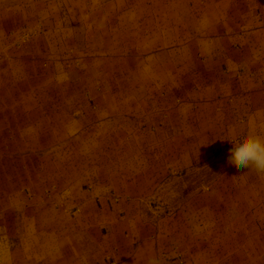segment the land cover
Listing matches in <instances>:
<instances>
[{
    "label": "rangeland",
    "instance_id": "obj_1",
    "mask_svg": "<svg viewBox=\"0 0 264 264\" xmlns=\"http://www.w3.org/2000/svg\"><path fill=\"white\" fill-rule=\"evenodd\" d=\"M262 5L180 2L174 10L181 15L190 11L188 23L197 26L198 18L203 25L213 21L208 18L215 12L248 7L264 28ZM166 8L165 0H0L2 209L7 202L21 203V196L12 194V189L28 187V200L34 206L40 204L46 219L54 215L65 221L72 210L80 214V208H86L88 192L102 186L115 203L126 197L144 199L149 205L145 217L155 224L161 221L154 227L158 232L163 220L173 214L171 203L176 207L203 194L213 203L218 173L235 167L228 162L232 143L244 137L228 130L230 118L223 114L222 126H217V119L207 115L204 134L190 131L186 142L178 138L169 145L165 141L148 145L145 140L166 139L167 132L159 129L166 124L167 113L162 112L160 120L150 125L151 110L146 106L144 112L139 105L134 109L128 101L135 88L146 99L157 96L161 84H152L151 91L149 83H133L131 76L130 81L119 83L135 71L145 79L150 69L157 75L153 80L166 78L165 68L119 64V58L131 57L128 48L134 36L125 30L146 11L158 12L153 26L159 47L169 45L164 33L169 21ZM118 90L125 92L122 107ZM120 113L127 115L126 131L120 133L123 146L117 145ZM144 113L149 115L143 124L147 129L136 132ZM213 215L208 211L206 218L212 220ZM49 222L37 223L30 230L54 229ZM117 229L98 228L92 233L102 230L113 239ZM78 233L83 232L78 229ZM181 252L174 249L175 264L183 263ZM161 254L162 263L166 262L167 254Z\"/></svg>",
    "mask_w": 264,
    "mask_h": 264
},
{
    "label": "crops",
    "instance_id": "obj_2",
    "mask_svg": "<svg viewBox=\"0 0 264 264\" xmlns=\"http://www.w3.org/2000/svg\"><path fill=\"white\" fill-rule=\"evenodd\" d=\"M165 2V18L169 21L164 33L169 45L159 47L153 26L158 12L149 10L137 17L139 22L134 18L133 27L125 30V34L134 36L131 50L128 48L131 57L119 58V64L165 68L164 80H153L157 75L151 69L145 79L135 71L119 80L126 83L131 76L133 83H149L151 91L152 84H161L157 96L146 99V94L135 88L130 99L133 102L128 101L134 109L147 106L151 110L150 125L156 124L157 118L160 120L162 112L167 113L166 124L159 129L167 132L166 139L145 140L149 141L147 144L161 145L165 141L169 145L178 138L186 142L190 131L204 134L207 115L217 119V126H222L223 114L229 117L227 128L234 135L264 134L263 21L246 7L244 11L215 12L208 18L213 21L202 25L198 18V25L192 26L188 23L190 11L181 15L174 10L180 2H227L263 4L264 13V0ZM117 94L122 107L125 92L118 90ZM117 115V145L123 146L125 139L120 133L126 131L127 115ZM144 115L136 132L145 133L147 129L143 124L149 115ZM236 168L218 173L213 203L207 202L204 194L196 200L183 201L178 207L171 203L173 214L163 220L158 232L154 227L161 221L155 224L145 217L149 205L144 199L126 197L115 203L102 186L88 192L86 208H80V214L72 210L65 221L54 215L46 219L40 204L34 206L28 200V187L12 189V194L20 195L22 200L19 204L7 202L3 209L0 206V245L4 244L0 246V264H148L152 257L161 264L163 252L167 254L165 259L175 264V248L182 251V264H264V175ZM211 210L212 220L206 218ZM47 221L55 228L31 232L35 224ZM111 226L118 228L114 240L102 231ZM98 228H102L101 234H93ZM78 229L83 233H78Z\"/></svg>",
    "mask_w": 264,
    "mask_h": 264
},
{
    "label": "clouds",
    "instance_id": "obj_3",
    "mask_svg": "<svg viewBox=\"0 0 264 264\" xmlns=\"http://www.w3.org/2000/svg\"><path fill=\"white\" fill-rule=\"evenodd\" d=\"M232 145L228 159L230 164L264 175V134L251 132ZM148 264H160V261L152 257Z\"/></svg>",
    "mask_w": 264,
    "mask_h": 264
},
{
    "label": "built area",
    "instance_id": "obj_4",
    "mask_svg": "<svg viewBox=\"0 0 264 264\" xmlns=\"http://www.w3.org/2000/svg\"><path fill=\"white\" fill-rule=\"evenodd\" d=\"M162 264H172L169 260H166V262H163Z\"/></svg>",
    "mask_w": 264,
    "mask_h": 264
}]
</instances>
